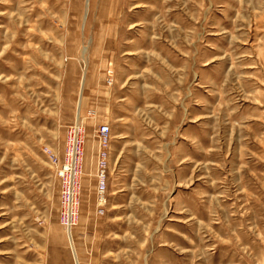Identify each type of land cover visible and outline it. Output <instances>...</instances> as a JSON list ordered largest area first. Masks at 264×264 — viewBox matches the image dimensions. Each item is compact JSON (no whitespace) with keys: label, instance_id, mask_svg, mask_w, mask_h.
I'll use <instances>...</instances> for the list:
<instances>
[{"label":"rangeland","instance_id":"obj_1","mask_svg":"<svg viewBox=\"0 0 264 264\" xmlns=\"http://www.w3.org/2000/svg\"><path fill=\"white\" fill-rule=\"evenodd\" d=\"M63 228L75 264H264V0H0V264H48Z\"/></svg>","mask_w":264,"mask_h":264},{"label":"built area","instance_id":"obj_2","mask_svg":"<svg viewBox=\"0 0 264 264\" xmlns=\"http://www.w3.org/2000/svg\"><path fill=\"white\" fill-rule=\"evenodd\" d=\"M83 132L79 125L73 129L67 138L64 159L59 160L53 155V162L58 169V176L62 183V224L71 233L77 225L80 215L79 200L81 197V175L83 163ZM110 126L103 125L97 132L99 151L96 163V196L99 213H104V207L108 203L107 191L109 182V161L111 145ZM79 264V261L77 262Z\"/></svg>","mask_w":264,"mask_h":264},{"label":"crops","instance_id":"obj_3","mask_svg":"<svg viewBox=\"0 0 264 264\" xmlns=\"http://www.w3.org/2000/svg\"><path fill=\"white\" fill-rule=\"evenodd\" d=\"M98 70L100 71V67H98ZM95 85L96 82L91 79L87 83V87L92 88L93 90L96 89ZM94 184H97L96 179L94 180ZM82 233L77 232L76 239L79 240L78 246L80 247V250L84 252L82 250V243L80 242ZM73 249L74 248L70 243L69 235L63 228V230L58 231L52 239V246L49 250L48 264H75L74 253L72 252L74 251Z\"/></svg>","mask_w":264,"mask_h":264},{"label":"bare ground","instance_id":"obj_4","mask_svg":"<svg viewBox=\"0 0 264 264\" xmlns=\"http://www.w3.org/2000/svg\"><path fill=\"white\" fill-rule=\"evenodd\" d=\"M73 252V251H72Z\"/></svg>","mask_w":264,"mask_h":264}]
</instances>
